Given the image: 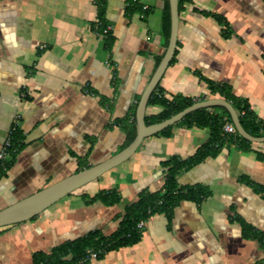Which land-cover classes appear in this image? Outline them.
I'll list each match as a JSON object with an SVG mask.
<instances>
[{"label": "crops", "instance_id": "1", "mask_svg": "<svg viewBox=\"0 0 264 264\" xmlns=\"http://www.w3.org/2000/svg\"><path fill=\"white\" fill-rule=\"evenodd\" d=\"M129 1L0 0V148L15 120L25 144L0 180V210L75 173L78 164L90 167L121 150L125 135L118 121L131 118L164 50V0H136L132 12ZM203 12L223 16L232 36L222 38ZM98 16L112 26L110 51L95 25ZM175 50L159 82L165 96L218 98L199 82L198 71L229 85L264 120L263 0L185 2ZM161 110L146 106L145 117ZM208 138L207 129L179 126L169 137L145 138L127 161L89 187L0 230V264H30L34 252L91 230L112 233L116 216L141 190L161 187V162L191 156ZM256 153L264 154V142H250L246 152L225 145L216 157L180 173L179 185H201L210 195L181 203L169 223L163 214L150 217L138 244L89 264H264V162ZM101 189L117 190L120 202L86 206L80 198ZM238 220L261 242L244 238Z\"/></svg>", "mask_w": 264, "mask_h": 264}, {"label": "trees", "instance_id": "2", "mask_svg": "<svg viewBox=\"0 0 264 264\" xmlns=\"http://www.w3.org/2000/svg\"><path fill=\"white\" fill-rule=\"evenodd\" d=\"M136 0L129 1L126 10L133 11ZM190 0H178V11L180 12L185 2ZM264 1V0H263ZM142 15L146 11H142ZM204 16L212 18L220 27V35L224 39H229L232 34V28L228 21L221 15L215 13H202ZM101 23V28L107 23L101 16H98ZM169 11L168 2L164 0V8L162 12V35L164 37L165 51L168 36H169ZM101 28L99 32H101ZM110 34V33H109ZM109 34L105 35L106 49L110 51L112 40ZM162 53V55H163ZM177 51L175 50L169 66L175 61ZM160 58L157 59V63ZM199 82L204 84L209 94L217 96L222 100L228 102L236 111L242 128L253 137L264 136V120L257 117L251 110L247 100L238 98L232 94V89L229 85L213 81L204 76L200 72H195ZM115 75V73H114ZM195 101L192 98L185 97L181 94L165 96L160 84L152 91L147 106H158L162 110L154 116L145 117V124L151 125L168 119L170 116L182 111L183 109L192 105ZM134 111L132 110L131 118H125L118 121V125L124 132L125 140L121 147L127 146L135 136V120ZM225 124H232L231 118L223 107L202 108L198 109L188 115L173 126L184 127L186 129L198 128L207 129L209 131L208 140L195 152L187 157L180 158L178 156H170L159 164L164 176L161 187L155 191L147 189L141 190L136 199L128 206H126L122 214H118L116 219L119 220L117 228L110 234L104 235L99 230H91L86 234L76 237L71 240L63 241L53 246L48 251H36L31 256L30 264H89V261H84L86 251L91 250L97 253L96 260H101L105 254L117 251L120 248L132 247L138 244L142 237V229L137 228L139 222L145 223L150 217L156 214H163L168 223L173 216L174 208L183 202L200 203L202 200L210 195V191L201 185H179L178 176L182 172L191 170L198 166L207 158L216 157L220 150L225 145H233L240 151H249L250 142H247L238 134H227L223 131ZM170 126L156 135L164 137L171 136L172 127ZM11 147L7 149L6 156L0 162V180L7 176L8 171L13 166L16 155L24 147V140L19 128V125L14 121L10 128ZM256 159L264 162V154L256 153ZM87 164H78L76 170L88 168ZM250 184L249 181H247ZM83 203L88 206L95 202H100L106 207H112L120 202V194L117 190L101 189L94 195L83 193L80 195ZM35 218V217H34ZM32 218V219H34ZM242 227V236L246 239H257L261 242V237L245 222L238 220ZM7 227L1 228L3 230Z\"/></svg>", "mask_w": 264, "mask_h": 264}, {"label": "water", "instance_id": "3", "mask_svg": "<svg viewBox=\"0 0 264 264\" xmlns=\"http://www.w3.org/2000/svg\"><path fill=\"white\" fill-rule=\"evenodd\" d=\"M169 11V36L165 51L160 58L154 73L150 77L145 89L136 104L134 112L135 136L133 140L117 153L88 168L79 170L61 180H58L37 192L16 201L0 210V229L20 224L36 217L50 206L70 195L83 186L94 182L109 170L127 161L137 150L141 142L148 137L158 134L166 128L175 125L186 115L202 108L223 107L228 112L231 122L238 136L251 143H263V137L249 135L241 126L238 115L233 107L225 100L211 98L196 101L189 107L170 116L161 122L151 125L145 124V109L152 91L159 84L164 72L174 56L177 45V32L179 22L178 0H167Z\"/></svg>", "mask_w": 264, "mask_h": 264}, {"label": "built area", "instance_id": "4", "mask_svg": "<svg viewBox=\"0 0 264 264\" xmlns=\"http://www.w3.org/2000/svg\"><path fill=\"white\" fill-rule=\"evenodd\" d=\"M146 10H147V7L143 6L142 11H146ZM141 17H143V15H141ZM95 25L97 28H101V23H100L99 19L95 20ZM111 30H112V26L109 24H106L105 26H103L101 28V34L105 36V35L109 34L111 32ZM107 64H108V66L110 65V63H107ZM112 76H114V73L112 74ZM15 121H16V124L18 125L19 122L17 120H15ZM223 131L227 134H234L235 128L231 124H225V126L223 127ZM10 135H11V129L8 130L7 136H6V138L2 144V147L0 148V162L3 160V158H5L7 149H9L11 147ZM143 226H144V223L139 222L137 225V228L141 229ZM96 258H97L96 252H93L91 250H87L86 256L83 260L91 262V261H95Z\"/></svg>", "mask_w": 264, "mask_h": 264}, {"label": "rangeland", "instance_id": "5", "mask_svg": "<svg viewBox=\"0 0 264 264\" xmlns=\"http://www.w3.org/2000/svg\"><path fill=\"white\" fill-rule=\"evenodd\" d=\"M90 185H91V184H87V186L85 185V186H83V187H89ZM77 191H78V190L74 191L73 193H75V192H77ZM78 193H79V192H78ZM71 194H72V193H71ZM67 198H68V197L66 196L65 198L59 200L58 202H56L55 204H53L52 206H50L47 210H45L44 212L40 213L39 215L41 216L43 213L52 210V209H53L54 207H56L57 205L61 204L62 201H63L64 199H67Z\"/></svg>", "mask_w": 264, "mask_h": 264}]
</instances>
